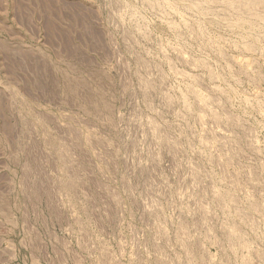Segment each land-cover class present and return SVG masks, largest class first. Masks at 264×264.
I'll return each mask as SVG.
<instances>
[{
  "label": "rangeland",
  "instance_id": "1",
  "mask_svg": "<svg viewBox=\"0 0 264 264\" xmlns=\"http://www.w3.org/2000/svg\"><path fill=\"white\" fill-rule=\"evenodd\" d=\"M0 264H264V0H0Z\"/></svg>",
  "mask_w": 264,
  "mask_h": 264
}]
</instances>
